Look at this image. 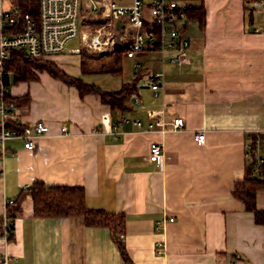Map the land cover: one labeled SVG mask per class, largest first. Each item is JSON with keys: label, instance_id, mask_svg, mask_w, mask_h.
Masks as SVG:
<instances>
[{"label": "crops", "instance_id": "obj_1", "mask_svg": "<svg viewBox=\"0 0 264 264\" xmlns=\"http://www.w3.org/2000/svg\"><path fill=\"white\" fill-rule=\"evenodd\" d=\"M189 1L191 8L204 7V23L177 22L188 45L176 63L161 62L160 53L148 49L124 56L119 75L83 73L81 52L70 51L80 41L48 58L66 74L108 92L132 79L133 63L140 62L137 94L123 113L113 112L97 94L79 95L46 71L17 84L8 74L10 95L27 101L17 107L20 124L41 121L49 130L35 138L32 150L21 138L5 140L0 216L6 201L35 180L81 186L87 207L125 215L123 244L133 264H264V227L232 195L250 159L248 134L264 133V6L257 0ZM97 22L89 14L81 24L93 28ZM113 22L116 38L129 45L135 28L126 17ZM161 69L162 90L155 98L144 75ZM148 110H161L167 130H145ZM121 116L140 118L142 127L128 123L114 140L100 131L103 117L113 122ZM176 117L183 127L172 130ZM198 132L204 133L200 144L194 140ZM151 141L162 146V167L148 158ZM256 205L264 210V191L257 193ZM21 208L13 238L6 246L0 239V254L6 250L15 258L11 264H125L107 228L36 217L30 195Z\"/></svg>", "mask_w": 264, "mask_h": 264}, {"label": "built area", "instance_id": "obj_2", "mask_svg": "<svg viewBox=\"0 0 264 264\" xmlns=\"http://www.w3.org/2000/svg\"><path fill=\"white\" fill-rule=\"evenodd\" d=\"M6 0H0V158L6 151L5 140L8 138H21L26 149L35 148V138L46 134L48 126L38 121L33 126L24 125L17 131L5 126L10 120L19 122L18 108L6 100L10 95L7 64L11 61V51L23 48L34 59H48L53 55L62 53L67 48V43L78 38L80 46L71 48L73 53L82 50L95 53H108L114 50L116 40V28L114 20L126 17L129 24L135 28L132 40L126 51L127 57H134L138 52L154 49L160 53L161 62L176 63L184 54L188 41L181 35L177 25L178 21L185 20L186 11L191 8L189 0H147L150 19L144 17L143 0H131L128 4L118 3L115 0H37V15L33 16L25 12L12 0L9 7L4 6ZM264 6V0H257ZM88 14V15H87ZM89 14L97 16V24L93 28L82 26L81 22ZM172 52V53H167ZM134 72L141 68L140 62L133 63ZM163 70H151L144 75L146 84L153 97H159L162 87ZM134 103L138 98L134 97ZM160 111L148 110L151 121L147 123L145 130H167V123L159 114ZM131 123L137 128L142 127L140 118H128L121 116L116 121L110 122L109 117H103L100 121V131L108 134L114 140L124 132V126ZM107 125V127H105ZM183 127V119L176 117L170 122L172 130ZM60 132H65V127H60ZM197 143H203L204 133L194 135ZM163 151L157 141L149 144L148 158L162 167ZM258 164L263 162V156L257 157ZM26 188V186L24 187ZM15 198L8 199L6 205L12 203ZM173 220L172 217L169 218ZM11 218L5 211L2 215L0 227V239L4 246L13 238V230H9L12 224ZM123 239V236H122ZM159 247L161 242L156 243ZM15 258L6 250L0 254V264H11ZM235 264V263H231Z\"/></svg>", "mask_w": 264, "mask_h": 264}, {"label": "trees", "instance_id": "obj_3", "mask_svg": "<svg viewBox=\"0 0 264 264\" xmlns=\"http://www.w3.org/2000/svg\"><path fill=\"white\" fill-rule=\"evenodd\" d=\"M23 11L37 15V0H12ZM188 20L197 19L204 23V7L190 8L186 11ZM128 44L116 38L114 51L107 55L81 51V71L83 73L105 72L119 75L123 72V57L126 56ZM8 74L12 75V84L21 81L38 79L37 72L46 71L51 77L59 79L67 85L74 86L79 95L87 93L97 94L103 103L109 104L111 110L125 112L128 110L127 102L137 94L138 82L142 71L134 74L133 78L125 81L119 91H103L94 84L85 83L79 78L66 74L48 59H34L25 49L19 48L11 51V61L7 64ZM6 100L16 107L26 105V98L8 95ZM10 129L20 131L23 125L10 120L5 122ZM249 149V162L245 167V176L234 183L232 195L240 200L246 211L253 214L254 221L264 227V210L258 209L256 195L264 191V133H250L247 136ZM256 154L263 156V162L258 164ZM26 195L33 201V215L36 217H68L78 220L84 226L105 227L110 231L113 241L118 246L120 255L125 264H133L123 244L122 236L125 233V215L123 213L106 212L102 209L89 208L85 204V192L81 186H53L42 180H35L30 186L22 189L15 200L6 205L5 213L12 222L22 213L21 203ZM2 216H0L1 222ZM12 224L9 230L12 229ZM1 232V227H0Z\"/></svg>", "mask_w": 264, "mask_h": 264}, {"label": "rangeland", "instance_id": "obj_4", "mask_svg": "<svg viewBox=\"0 0 264 264\" xmlns=\"http://www.w3.org/2000/svg\"><path fill=\"white\" fill-rule=\"evenodd\" d=\"M10 3H11V0H6L4 2V6L5 7H9L10 6ZM71 41L69 43H67V48L69 47V45H79V39L78 38L77 39H73L72 42ZM125 58L127 59V57H125Z\"/></svg>", "mask_w": 264, "mask_h": 264}]
</instances>
